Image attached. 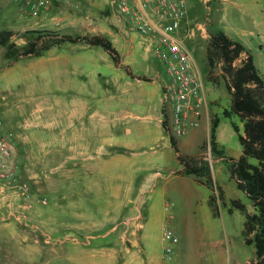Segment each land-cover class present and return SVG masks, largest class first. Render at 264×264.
<instances>
[{
  "label": "rangeland",
  "instance_id": "1",
  "mask_svg": "<svg viewBox=\"0 0 264 264\" xmlns=\"http://www.w3.org/2000/svg\"><path fill=\"white\" fill-rule=\"evenodd\" d=\"M3 1L4 5L0 6V31L27 21L20 29H16L17 33L11 40L15 47L0 45V116L16 147L18 178L29 184L30 192L28 196H23L14 189H0V251L7 245L1 234L7 230L3 223L15 215H27V229L32 227L38 232L49 233H43V250H34L33 243H26L24 249L19 250L21 260L25 261L21 263L70 264V251L76 249L70 234L78 236L76 241L89 240L70 231V220L95 213L104 218L110 208L109 203L117 202L111 196L113 184L107 183L108 179L103 181L99 174H91L88 178L83 174V179L76 175V182L70 190V50L79 48L80 44L67 43V46L56 47L55 52L47 57L21 55L29 40L25 31L37 30L33 21L38 18L20 15L22 0ZM45 12H48L47 19L50 21L46 25L48 29L69 35L100 33L102 28L111 29L119 21L108 0H79L76 7H68L62 0H52ZM220 31L246 45L264 78V0H187V17L181 30V38L192 52L195 65L203 77L208 100L213 101L209 103L211 115L220 117L223 145L228 154H234L241 149V144L233 123H237L241 130L243 123L236 113L231 117L223 114L225 109L231 107L232 94L227 80L221 75L220 67L214 72L218 82L208 77L206 43L211 35ZM128 32L134 40L135 54L124 55V59L134 61L130 64L131 70L140 75L149 65L159 71L158 82L167 80L162 61L156 53L146 50L142 34L134 29H128ZM118 48L122 54L123 49ZM71 55L74 57L71 63L76 71L75 79H71L77 84L81 81L80 71L110 72L114 69L113 62H109L108 52L99 46ZM144 55L148 56L147 64ZM80 57L84 59L82 62H78ZM119 69L127 75L126 68ZM86 80L87 87L99 89L97 93L105 89L103 81H94L92 77ZM158 82L147 83L145 87L150 92L156 89L155 93L159 96L161 89ZM38 138L42 140L41 143L36 141ZM92 140L96 141L95 136ZM94 150L98 152V147ZM171 150L169 160L171 167H174L177 160L175 151ZM206 150L207 156L212 157L210 151ZM215 173L219 183L226 184L229 196L239 194L244 202L251 205L236 186L235 179L230 178V163H215ZM183 185L187 187L189 183ZM151 187L154 208L142 229L140 245L157 251L165 248L163 212L165 202H171L169 209L175 217L171 229L177 240L172 245L171 258L167 260L169 264H230L227 249L230 248L232 235L236 237L232 243L236 245L239 257L237 264H245L248 256L255 255L252 248L236 236L241 228L242 216L238 214L231 220L227 215L214 216L208 199L210 189L206 185L197 186L199 199L191 204L184 201L174 184L166 186V193L160 189L159 183H153ZM122 193L124 199L136 196L135 191L129 195L126 191ZM73 195L80 199L77 205L70 204ZM45 197L49 201L47 204L40 201ZM115 225L114 222L108 223L100 231H114ZM96 240L111 248L131 245L129 232L124 236L118 231L112 232L110 237ZM218 240H222L221 243L218 244ZM218 250L222 251L221 255H217ZM254 259L255 256L250 264Z\"/></svg>",
  "mask_w": 264,
  "mask_h": 264
},
{
  "label": "crops",
  "instance_id": "2",
  "mask_svg": "<svg viewBox=\"0 0 264 264\" xmlns=\"http://www.w3.org/2000/svg\"><path fill=\"white\" fill-rule=\"evenodd\" d=\"M2 5H4L3 0L0 1V6ZM47 17L48 12L43 13L40 17H35L38 19L33 23L38 28L37 30L48 29L46 25L50 21ZM26 22L20 25L14 24L16 26H10L9 29H20ZM128 29L132 30L133 28L129 24L126 25V23L118 21L111 29L106 27L102 28L100 33L88 34H102L113 42L118 51L120 50L118 47L122 48V54L119 51L121 62L116 64L108 53L110 56L109 62H113L111 64H113L114 69L110 72L80 71L79 78L81 77V81L79 84L74 82L76 71L73 63H71L73 57L71 54L98 46L76 42L80 44V47L70 50V190L76 182V175L83 179V174L84 176L86 174L87 178L91 174H99L103 181L108 179L109 182L107 183L113 184L111 196L117 201L116 203L112 201L109 203L110 208L107 209L104 218L95 213L90 216L75 217L77 219L74 221L70 220V231L79 233L84 239H89L81 242L76 241L75 238H78V236L70 234L71 241L76 246V249L70 251V264H169L167 260H170L171 257L166 256L165 248L157 251L140 245L142 229L147 219L152 216L154 208L151 198V191L153 190L151 184L157 185L159 183L160 189L165 193L166 186L174 184L179 193L182 194L184 201L190 204L199 199L197 186L204 185L194 175L179 173L183 165L178 159V153L172 145L171 136L165 126L167 114L170 112V108L164 105L163 83L167 80L158 82L159 71L154 70L149 65L142 70L143 72L140 75H144L150 80L140 79V75L131 70L130 64L134 61L124 59V55L132 56L135 54L134 40L129 36ZM142 42L145 43L147 51L155 53L146 37L143 36ZM67 43L72 42L52 46L39 57L50 56L55 52L56 47L67 46ZM82 58L80 57L78 62H82L84 60ZM143 59L146 64L147 61L149 62L148 56L144 55ZM126 66L130 68L135 76H132L127 70V75L120 71L119 68H125ZM90 77L94 81L105 83V89L102 93H97L99 90L97 88L87 87L86 79ZM150 82H158L161 89L159 96L155 93L156 89L153 88L150 92L149 88L145 87V84ZM204 92L208 106L202 114L200 125L191 127L185 135L178 138L174 137V139L180 153L190 156L203 155L206 159L210 158L213 179L217 185L227 192L226 184L219 183L215 173V163L227 161L223 158H214L209 145L207 149L212 157L207 156L206 148H202V145L210 137L212 113L210 105L213 103L212 100H208L205 89ZM93 136H95L96 141L92 140ZM217 139L219 146L224 149L227 155L239 158L242 147L236 150L234 154L227 153L222 142L220 124L217 130ZM36 141L42 142L40 138ZM95 147H98V152H95ZM171 149L175 151L177 160L174 167H171L169 160ZM230 178H233L232 175ZM184 183H189V185L185 187ZM0 189L3 191L10 188L0 186ZM72 190H75V187H72ZM122 191H126L128 195L131 191L132 193L135 191L136 196H129L124 199ZM226 195L230 199H241L243 201L239 194L229 196L226 193ZM79 202L80 199H77L75 195L70 199V204L77 205ZM244 203L247 205L248 210H252V205L247 202ZM170 206L171 202L166 201L162 228L166 223H169L171 228L174 226L175 217L169 209ZM125 209L128 211L127 214ZM238 214L242 216V223L240 224L239 234H236V236L244 242L242 237L244 216L239 210H235L232 214L222 212L218 217L227 215L231 220L232 217H236ZM28 218L27 215H15L3 223L7 230L1 232V234L6 239L5 243L7 245L0 251V264L25 263L21 260L19 250H23L26 243L30 245L33 243L35 245L34 250L44 249L43 233L48 234L49 232H38L36 228L32 227L27 229ZM112 222L116 223L114 231L107 230L104 233L100 231L101 228ZM117 231L121 233V236H124L127 232L130 233V246L118 245L111 248L96 240V238L110 237L112 232L116 233ZM235 238V236H231L230 248L227 249L230 264H237L239 260L236 245L232 243ZM221 241L218 240L217 243L219 244ZM247 246H250L252 253H255L253 246ZM217 252V255L222 254V251L218 250ZM254 256H248L244 261L245 264H250Z\"/></svg>",
  "mask_w": 264,
  "mask_h": 264
},
{
  "label": "trees",
  "instance_id": "3",
  "mask_svg": "<svg viewBox=\"0 0 264 264\" xmlns=\"http://www.w3.org/2000/svg\"><path fill=\"white\" fill-rule=\"evenodd\" d=\"M16 33L17 31L13 29L1 30L0 45L15 47V43L11 40ZM25 34H28L29 40L21 53L23 56L39 57L52 46L65 42H82L90 46L102 47L116 64L121 62L120 53L113 42L102 34L61 35L52 29L25 31ZM206 51L208 77L218 82V76H215L214 72L220 67L221 75L227 80L232 94L231 107L224 110V116L231 117L236 113L243 123V130L237 123H233L242 153L239 158H234L227 155L219 146L217 130L220 117L216 114L211 115L210 137L202 148H207L209 145L214 158H223L231 164L232 177L238 189L250 200L252 210H248L241 199L227 197L225 190L215 183L208 159L203 155L190 156L180 153L177 142L171 137L172 145L183 165L179 173L194 175L200 183L210 189L209 205L214 216H220L223 211L232 214L235 210L244 214L242 237L247 245L255 248V259L252 264H264V78L246 45L230 38L223 31L210 36L206 43ZM125 68L135 76L129 67ZM139 78L150 80L144 75H140Z\"/></svg>",
  "mask_w": 264,
  "mask_h": 264
},
{
  "label": "built area",
  "instance_id": "4",
  "mask_svg": "<svg viewBox=\"0 0 264 264\" xmlns=\"http://www.w3.org/2000/svg\"><path fill=\"white\" fill-rule=\"evenodd\" d=\"M52 0H22L20 13L25 18L40 17ZM68 7L78 6L79 0H62ZM116 18L147 38L162 61L167 75L163 83L164 105L170 108L166 130L171 137H181L191 127L200 125L208 101L203 77L194 56L181 38L187 17V0H108ZM15 144L5 130L0 116V186L14 189L28 196L30 186L21 181L15 162ZM40 201L47 204L48 199ZM165 254L171 257L172 245L177 240L169 223L163 227Z\"/></svg>",
  "mask_w": 264,
  "mask_h": 264
}]
</instances>
